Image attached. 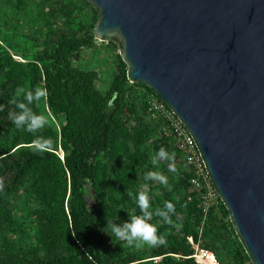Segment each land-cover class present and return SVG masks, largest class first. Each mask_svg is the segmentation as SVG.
<instances>
[{
  "label": "trees",
  "instance_id": "16d2710c",
  "mask_svg": "<svg viewBox=\"0 0 264 264\" xmlns=\"http://www.w3.org/2000/svg\"><path fill=\"white\" fill-rule=\"evenodd\" d=\"M97 19L88 0H0V264H199L189 238L219 264H252L220 196L202 212L187 153L148 111L160 98L127 80L116 44L94 37ZM37 86L48 92L34 106L49 120L43 153L8 119L14 90ZM161 146L175 152L178 175L163 160L151 164ZM150 170L167 187L145 181ZM127 188L153 208L174 203L172 225L150 221L166 245L129 247L103 231L106 217L119 224L139 214Z\"/></svg>",
  "mask_w": 264,
  "mask_h": 264
},
{
  "label": "water",
  "instance_id": "95a60500",
  "mask_svg": "<svg viewBox=\"0 0 264 264\" xmlns=\"http://www.w3.org/2000/svg\"><path fill=\"white\" fill-rule=\"evenodd\" d=\"M127 80L193 137L252 264H264V0H88Z\"/></svg>",
  "mask_w": 264,
  "mask_h": 264
},
{
  "label": "clouds",
  "instance_id": "9594fccd",
  "mask_svg": "<svg viewBox=\"0 0 264 264\" xmlns=\"http://www.w3.org/2000/svg\"><path fill=\"white\" fill-rule=\"evenodd\" d=\"M48 92L46 88L37 86L35 89H26L17 87L14 94L10 96L8 104L12 105L8 110V119L18 129L32 134L35 138L33 150L37 153H43L51 148L48 140L39 136V133L48 123V117L43 113L34 111V106L46 102ZM4 106L0 105V111ZM167 163L169 173L179 174L176 164L175 152H169L163 146L151 158V164L154 168H159L160 161ZM187 168V164L182 165ZM144 179L147 182H154L167 187L168 179L159 170H150L144 173ZM5 188L4 182L0 179V192ZM126 195L135 204L139 214H128V220L119 224L107 219V224L103 231L112 237L113 243L122 242L126 246H148L160 247L166 245L165 235L160 234L158 226L151 223L153 216L160 218L164 224L172 225L173 216L176 215L174 203L164 201L162 207L153 208L149 196L144 191L134 192L126 189ZM121 244V243H120Z\"/></svg>",
  "mask_w": 264,
  "mask_h": 264
},
{
  "label": "built area",
  "instance_id": "2783aa9c",
  "mask_svg": "<svg viewBox=\"0 0 264 264\" xmlns=\"http://www.w3.org/2000/svg\"><path fill=\"white\" fill-rule=\"evenodd\" d=\"M148 104V111L151 115H159L166 121L165 132H171L179 148L187 153V163L193 171L190 177V184L200 194L199 205L202 212L206 215L210 207L218 201L219 194L210 179L202 155L193 137L175 112L163 100L152 98ZM189 241L194 249L191 257L196 262L199 264H219L211 250L193 244L191 238H189Z\"/></svg>",
  "mask_w": 264,
  "mask_h": 264
}]
</instances>
